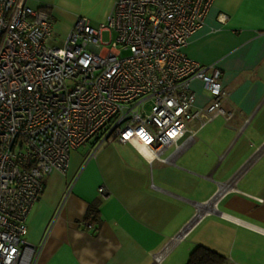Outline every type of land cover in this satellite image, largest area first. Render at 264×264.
Wrapping results in <instances>:
<instances>
[{
    "label": "crops",
    "instance_id": "0c3cea01",
    "mask_svg": "<svg viewBox=\"0 0 264 264\" xmlns=\"http://www.w3.org/2000/svg\"><path fill=\"white\" fill-rule=\"evenodd\" d=\"M117 1L30 3L51 11L64 39L81 17L108 20ZM186 52L222 68L224 107L238 115L194 120L196 136L168 150L167 163L132 144L98 143L94 158L78 149L69 174L48 178L30 215L36 264H187L199 246L229 264H264V0H218ZM194 88L200 105L213 100L201 81ZM91 205L102 214L99 228L86 223Z\"/></svg>",
    "mask_w": 264,
    "mask_h": 264
},
{
    "label": "built area",
    "instance_id": "2783aa9c",
    "mask_svg": "<svg viewBox=\"0 0 264 264\" xmlns=\"http://www.w3.org/2000/svg\"><path fill=\"white\" fill-rule=\"evenodd\" d=\"M217 2L118 0L108 20L81 17L60 39L50 10L0 0V264H36L30 215L82 146L132 144L167 163L168 150L196 136L194 120L238 115L224 107L222 68L186 52ZM197 81L213 98L207 105Z\"/></svg>",
    "mask_w": 264,
    "mask_h": 264
},
{
    "label": "trees",
    "instance_id": "16d2710c",
    "mask_svg": "<svg viewBox=\"0 0 264 264\" xmlns=\"http://www.w3.org/2000/svg\"><path fill=\"white\" fill-rule=\"evenodd\" d=\"M86 223L94 228H99L103 224L100 210L93 205L88 210ZM187 264H229V261L219 253L205 246H199L192 252Z\"/></svg>",
    "mask_w": 264,
    "mask_h": 264
},
{
    "label": "rangeland",
    "instance_id": "374dc122",
    "mask_svg": "<svg viewBox=\"0 0 264 264\" xmlns=\"http://www.w3.org/2000/svg\"><path fill=\"white\" fill-rule=\"evenodd\" d=\"M95 26V25H94ZM104 42L105 43H111V32L110 31H106L104 32ZM112 46V43L109 44V47ZM192 127V126H191ZM99 139V138H98ZM94 139V141H90L88 144L82 146V148L80 149V154H82L83 156L85 157H91L93 155L94 152H96V149L97 147H99V144H100V139ZM97 142V143H96ZM99 143V144H98ZM94 144V145H92ZM129 146L125 147L124 148V151L125 152H129L128 149ZM123 151V150H122ZM89 160V159H88ZM87 163V162H86ZM85 163V165H86ZM85 165L81 168V170L79 171V174L77 175V178L79 177V175L82 173L83 171V168L85 167ZM75 184V182L73 183V185Z\"/></svg>",
    "mask_w": 264,
    "mask_h": 264
},
{
    "label": "bare ground",
    "instance_id": "6f19581e",
    "mask_svg": "<svg viewBox=\"0 0 264 264\" xmlns=\"http://www.w3.org/2000/svg\"><path fill=\"white\" fill-rule=\"evenodd\" d=\"M112 157H113V155H112ZM114 159H116V160H118L115 156L113 157ZM108 191L107 190H105V193H107Z\"/></svg>",
    "mask_w": 264,
    "mask_h": 264
}]
</instances>
